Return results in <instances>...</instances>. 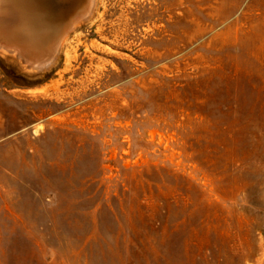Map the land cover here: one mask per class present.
<instances>
[{
	"label": "rangeland",
	"instance_id": "obj_1",
	"mask_svg": "<svg viewBox=\"0 0 264 264\" xmlns=\"http://www.w3.org/2000/svg\"><path fill=\"white\" fill-rule=\"evenodd\" d=\"M58 1L0 35V264H264V0Z\"/></svg>",
	"mask_w": 264,
	"mask_h": 264
},
{
	"label": "bare ground",
	"instance_id": "obj_2",
	"mask_svg": "<svg viewBox=\"0 0 264 264\" xmlns=\"http://www.w3.org/2000/svg\"><path fill=\"white\" fill-rule=\"evenodd\" d=\"M57 4L59 6L61 3L59 4L58 0H0V35L8 37L12 41L17 38L22 47L27 46L26 50H36L38 48V41H41L42 38L35 35V37L25 35L22 31L28 25L31 28L37 27L39 25H37V22L39 23L43 10L52 11V8ZM64 6L61 8L62 10H65L64 8L66 7ZM76 17L72 18V23ZM70 25L69 22L64 27V30Z\"/></svg>",
	"mask_w": 264,
	"mask_h": 264
}]
</instances>
